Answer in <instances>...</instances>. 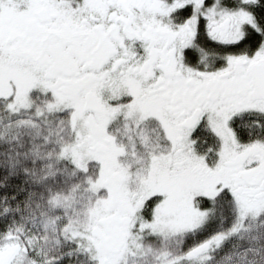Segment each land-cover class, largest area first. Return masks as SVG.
<instances>
[{"label": "snow or ice", "instance_id": "1", "mask_svg": "<svg viewBox=\"0 0 264 264\" xmlns=\"http://www.w3.org/2000/svg\"><path fill=\"white\" fill-rule=\"evenodd\" d=\"M0 264H264V0H0Z\"/></svg>", "mask_w": 264, "mask_h": 264}]
</instances>
